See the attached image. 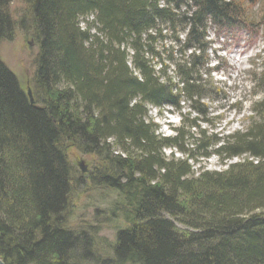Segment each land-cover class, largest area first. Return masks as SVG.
I'll return each mask as SVG.
<instances>
[{
    "label": "trees",
    "instance_id": "trees-1",
    "mask_svg": "<svg viewBox=\"0 0 264 264\" xmlns=\"http://www.w3.org/2000/svg\"><path fill=\"white\" fill-rule=\"evenodd\" d=\"M12 1L0 0V43L14 30ZM21 1L29 18L18 26L28 23L38 47L34 104L0 61V261L264 264V52L248 125L228 134L201 125L218 69L209 67L207 31L243 19L242 5ZM151 110L179 117L172 135ZM68 144L100 159L89 179L117 200L111 213L123 226L103 258L96 231L67 227L76 184ZM212 156L241 160L203 169Z\"/></svg>",
    "mask_w": 264,
    "mask_h": 264
},
{
    "label": "rangeland",
    "instance_id": "rangeland-1",
    "mask_svg": "<svg viewBox=\"0 0 264 264\" xmlns=\"http://www.w3.org/2000/svg\"><path fill=\"white\" fill-rule=\"evenodd\" d=\"M232 1L242 5L243 19L234 25L207 31L208 42L211 43L207 52L209 67L218 69L211 73L212 85L205 88L209 98L204 102V108L209 115L201 117L208 121L207 124L201 125L208 132L213 130L222 134L245 128L249 122L252 104L262 97L256 88V80L261 72L260 58L264 52V0ZM27 9L21 0H13L9 4L7 12L14 30L10 39L0 43V61L15 77L21 91L26 95L27 90H30L33 97L32 78L38 47L30 29L25 30L29 27L26 23L29 18ZM22 19L26 20L24 29L18 26ZM150 115L154 122L160 125V133L164 136L172 135L170 128L179 124V117L174 114L163 112L160 116L157 111L151 110ZM190 120L191 118L187 119ZM167 122L170 123L169 126ZM168 153L169 151H165L166 155ZM66 155L74 170L73 180H76V184L72 185L74 193L69 207L67 227L73 231H96V238L101 241L94 247L95 253L102 258L106 257V247L112 243L115 231L123 226L111 213V208L117 200L113 192L97 184L93 185L89 179L102 167L98 157L82 155L69 144L66 147ZM174 157L181 156L174 153ZM240 160L234 158L226 164H220L212 156L200 166L208 171H220L225 169L226 165ZM79 162L85 167L84 173L80 172ZM194 168L198 166L195 165ZM77 183L82 186L78 187Z\"/></svg>",
    "mask_w": 264,
    "mask_h": 264
},
{
    "label": "water",
    "instance_id": "water-1",
    "mask_svg": "<svg viewBox=\"0 0 264 264\" xmlns=\"http://www.w3.org/2000/svg\"><path fill=\"white\" fill-rule=\"evenodd\" d=\"M26 96H27L29 104L33 105L34 104V99H33L32 95L30 93V90H27ZM78 167H79L81 173L85 172V167L83 166L82 162L78 163ZM0 264H3V263L0 261Z\"/></svg>",
    "mask_w": 264,
    "mask_h": 264
}]
</instances>
